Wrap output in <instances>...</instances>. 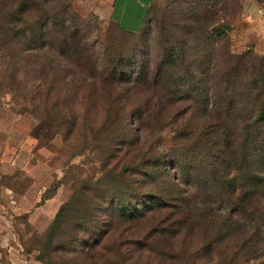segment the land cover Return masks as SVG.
I'll return each instance as SVG.
<instances>
[{
    "label": "rangeland",
    "instance_id": "1",
    "mask_svg": "<svg viewBox=\"0 0 264 264\" xmlns=\"http://www.w3.org/2000/svg\"><path fill=\"white\" fill-rule=\"evenodd\" d=\"M108 2L0 0V119L26 116L41 148L31 150L35 173L14 182L32 212L31 221L14 220L29 263L127 264L124 252L114 258L112 240L125 251L147 228L145 218L130 222L121 210L139 199L137 161L148 142L166 151L176 145L180 190L198 209L205 202L213 210H197V225L168 246L166 234L143 238L155 257L143 248L141 262L264 264V0H151L132 33L111 21ZM152 88L163 118L183 116L176 123L187 137L128 126L122 105L134 90L149 100ZM150 116L142 113L148 123ZM73 119L82 127L65 134L62 121ZM134 132L142 138L129 147ZM197 137L207 140L202 162L194 159ZM221 154L242 174L221 176L234 192L209 202L206 177L190 183L183 173L192 165L220 168ZM160 164L171 172L168 155ZM239 202L247 208L233 212ZM5 203L10 214L18 205Z\"/></svg>",
    "mask_w": 264,
    "mask_h": 264
},
{
    "label": "trees",
    "instance_id": "2",
    "mask_svg": "<svg viewBox=\"0 0 264 264\" xmlns=\"http://www.w3.org/2000/svg\"><path fill=\"white\" fill-rule=\"evenodd\" d=\"M112 22L122 31L131 32V33L135 32V31L125 30L121 26H119L118 23L114 21ZM149 91L151 92L150 93L151 98L149 100L143 99L139 91L134 90L131 92V95H133L132 99L130 101L129 99H127L126 102L122 105L121 108L125 111L128 110L129 115L132 117L131 121L130 122L128 121V126L130 125V123L135 124L137 129L142 131L144 134L146 131H149L148 130L149 124H152L154 130L156 131L155 133L157 134L167 127L169 131H173L175 136L179 137V133H181L182 137H187L189 133L184 131L185 127H182L180 124L176 123V120L182 118L183 116L178 117L179 114L174 113L171 115H166L163 118L162 115L164 114V112H166L164 104L159 100H156L155 102L152 101L154 97L158 96L157 95L158 90L152 88ZM41 108L45 110L47 109L46 105H43V107ZM142 113L146 115L151 113L150 123H148L149 121H146L142 118ZM36 120L39 126L41 124H44L43 120L40 117H37ZM62 122L65 125V134H70L72 132H75V130H78L80 127H82V125L78 126L79 123L75 125L76 122L74 119L68 121H62ZM103 123L104 122H100V125H102ZM59 124H61V122ZM100 127L102 126H98L96 129L95 128L94 129L97 130ZM199 137H197V140L194 143V146L197 148L194 159L199 158V160H201L203 159V157L210 155L208 153L203 152V150H205L204 147L207 145V140L204 141L202 138L199 139ZM141 138L142 136L140 135V133L137 134L132 133V137H129V140L126 141L124 144L131 147L132 145L136 144V142L141 141ZM142 144L144 148L140 152V160L137 161L140 162L141 165L139 199L137 201H130L126 207L122 208L121 211H122V215H127L130 222L137 223L136 221L140 219L143 220L145 218L147 228L144 231L145 233L142 237L138 238V236L135 235L134 238H130L128 244L129 248L125 251H120V244L119 242H117L116 239L112 240V244L114 245V247L112 248L114 258H116V260L119 261L120 255L122 254V252H124V254L126 255L125 262L127 264H144L143 262H141V255L143 248H146L145 254L147 257L150 256L155 257L154 250H152L147 245L140 244L143 238L147 239L155 236V234L157 235L166 234L168 235V241H167V246H168L169 239H171V241H173L174 239L178 240L179 238H177L176 236L181 231L184 232L189 231L197 225V222L199 220L195 218V212L197 210L206 211V212L213 210L211 203H205V202H200L203 208L198 209V207L194 206L195 204L193 205V202L190 200V196L187 194V192H183L180 190L179 188L180 183L178 182V171L176 169L178 165L173 164V162L177 159L176 150L174 148L176 147L175 144H173V147L170 148V150L168 151L165 150L163 144L157 143V145L154 146H152L148 142H142ZM117 145L118 144H115L114 148H117ZM111 146L113 147L112 144ZM200 154L201 157H197ZM165 155H168L172 160V164L170 166L171 169L170 173L168 170H165L160 166L161 165L160 162L162 161ZM112 156L114 158L115 154L113 153ZM131 158H132V154H131ZM221 161L223 162V165L222 167L220 166V168L218 167L205 168L204 166H200V165L199 166L192 165L191 167L188 168V170L185 173H183V176L191 177V179L189 180L190 183H192L193 182L192 179L197 176L206 177L205 186L208 190L210 188L209 202L215 200V198L220 195V191L221 193L228 194L230 196L231 193L234 192L231 186L225 187L223 185V182L221 181V176L222 177L227 175L231 176L234 174L240 176L242 174V171L240 169L231 168L228 166L223 154H221ZM133 162L130 163L131 166L135 164ZM189 182L188 184L190 185ZM250 196L251 194L248 193L245 195V198L248 199L250 198ZM241 201L244 202L243 200ZM240 202L239 204H237V207L232 209L233 212L236 209L242 211L245 208H247L246 205L245 206L240 205ZM230 209H227V214L228 211H230ZM222 218L224 219V221L226 220L225 216H223ZM104 235H106V230L100 234V238H102ZM16 236L18 242L23 248V253L26 256H28L27 254L28 250L26 249L24 239L20 238L18 232H16ZM0 252L2 253L1 249ZM151 260L152 261H150L149 263L146 262L145 264H157L154 258H152ZM246 260H244V262ZM0 263L8 264L6 262L3 253L0 258Z\"/></svg>",
    "mask_w": 264,
    "mask_h": 264
},
{
    "label": "crops",
    "instance_id": "3",
    "mask_svg": "<svg viewBox=\"0 0 264 264\" xmlns=\"http://www.w3.org/2000/svg\"><path fill=\"white\" fill-rule=\"evenodd\" d=\"M108 1L110 19L125 30L136 31L151 0ZM29 123L28 118L22 114L7 115L0 119V204L3 202L7 205L6 200L18 204L15 209L13 204L8 205L12 207L11 211L13 209L12 214L2 210L4 220L8 221L15 234V217L31 221L32 212L27 210L26 204L23 203L25 195L14 182L22 174H34L39 166L36 157L35 162H30V158L35 156L31 150L39 152L41 148L34 147L35 139L29 135ZM0 224H3L2 221Z\"/></svg>",
    "mask_w": 264,
    "mask_h": 264
},
{
    "label": "built area",
    "instance_id": "4",
    "mask_svg": "<svg viewBox=\"0 0 264 264\" xmlns=\"http://www.w3.org/2000/svg\"><path fill=\"white\" fill-rule=\"evenodd\" d=\"M0 249L8 264H30V259L23 253V248L17 240L15 232L8 221L4 220L0 205ZM2 253L0 252V258Z\"/></svg>",
    "mask_w": 264,
    "mask_h": 264
}]
</instances>
